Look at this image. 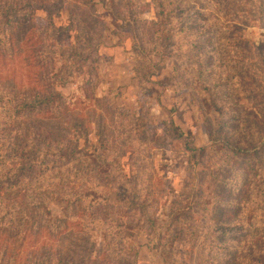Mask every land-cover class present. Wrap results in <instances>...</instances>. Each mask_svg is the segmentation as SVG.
<instances>
[{
    "label": "rangeland",
    "instance_id": "obj_1",
    "mask_svg": "<svg viewBox=\"0 0 264 264\" xmlns=\"http://www.w3.org/2000/svg\"><path fill=\"white\" fill-rule=\"evenodd\" d=\"M12 3L0 95L52 76L65 109L0 107V160L65 155L0 167V264H264V0Z\"/></svg>",
    "mask_w": 264,
    "mask_h": 264
},
{
    "label": "trees",
    "instance_id": "obj_2",
    "mask_svg": "<svg viewBox=\"0 0 264 264\" xmlns=\"http://www.w3.org/2000/svg\"><path fill=\"white\" fill-rule=\"evenodd\" d=\"M27 4H31V2H27ZM15 5L16 4H14V3L5 4L2 7V8H4V11H6V16L3 18H0V31L5 30V32L7 33V31L10 30L9 19H11V17H9V15L10 14H16L15 10H14ZM30 6H32V4ZM16 19H17V16H16ZM32 19H33L32 11L31 12H30V10L26 11L25 16H23L22 20H21L22 25H24L27 22L30 23ZM6 35H8V34H6ZM8 37L11 40L10 43H12L11 36L8 35ZM4 42L9 43L6 38H4ZM8 58L9 57L7 56L6 59H8ZM53 77H54V75H53ZM51 78H52V76H47L48 85L44 86L40 92L34 88H28V87H25V88H17L16 87V88H14V87H11V91H13V92L16 91V98L15 99L11 98V96H8L7 93L4 94L3 93L4 86H2V94L0 95V104H1L0 107L2 108V110H4V116H6V118H8V119H5L8 124L17 122L19 125L26 126L27 130L30 131V130H32V128H34V125H32V124H34L33 120H34L35 116H39V114L47 115L51 112L58 114V113L64 111L65 108L60 107L57 104V99L58 98L61 99V97L63 96L62 94H60V91L57 88L59 81L55 80L54 82H50ZM6 81H7V79H6ZM60 95H61V97H59ZM60 105H61V102H60ZM59 118H60V116L52 118V119L51 118H45L46 120L40 121L39 124H41L47 128L54 127L56 130L61 132V130H62L61 124H60V126H58V124L56 123V121L58 123H60L58 121ZM180 135H182V134H180ZM182 137H184V136L182 135ZM22 143H25V142H22ZM26 145H27L26 152H25V149L18 150L14 157L10 158L11 155L4 154L3 158L0 160V167L4 168L6 170V171L2 172V173H4V175H7L8 173H10V171H12V169L15 171H16V169H20V173H22V171L26 167V164H25L26 158H28L29 161L33 164L35 163L34 161L38 158H44L45 163H48L50 161V157H52V156H49L48 153H43L41 150H39L38 148H35V147L31 148L28 143H26ZM187 147H188L187 148L188 151H190L194 155H196V153H202L203 154L204 150H206V148H201V149L190 148L189 143L187 144ZM74 153L72 155H74L75 158H78V154L77 153L74 154ZM64 155H65V152H63V151H57V152L54 151V157H52L53 162L56 163L57 161H60ZM72 155H70L71 158H72ZM49 166H47V167H49ZM29 168H32V166H29ZM60 173H61V171H59V168L56 169L55 167H53V171L51 173L52 175L56 176L57 174H60ZM14 174L16 175V172ZM54 176H53V178H54ZM55 182H56V179L54 178V183ZM54 187H55V189L57 188V186L55 184H54ZM12 188H13V185L7 184V189H6L7 192H9L10 189H12ZM4 191H5V186H4L3 182L0 181V194ZM184 212L185 211H180V214H182ZM59 255H61V253H59ZM48 256H49V259L51 260L50 254H48ZM72 257H74V256H70L69 258H72ZM61 261L63 262V261H65V259L59 260L60 264H62Z\"/></svg>",
    "mask_w": 264,
    "mask_h": 264
}]
</instances>
